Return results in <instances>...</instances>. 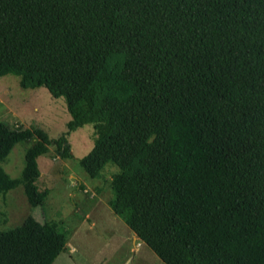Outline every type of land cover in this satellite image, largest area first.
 Masks as SVG:
<instances>
[{
    "label": "trees",
    "instance_id": "1",
    "mask_svg": "<svg viewBox=\"0 0 264 264\" xmlns=\"http://www.w3.org/2000/svg\"><path fill=\"white\" fill-rule=\"evenodd\" d=\"M8 74L64 97L71 120L57 138L0 121V195L23 185L44 204L38 157H73L69 135L90 123L82 169L118 168L109 205L165 264H264V0H0ZM66 249L53 221L0 229V264Z\"/></svg>",
    "mask_w": 264,
    "mask_h": 264
},
{
    "label": "rangeland",
    "instance_id": "2",
    "mask_svg": "<svg viewBox=\"0 0 264 264\" xmlns=\"http://www.w3.org/2000/svg\"><path fill=\"white\" fill-rule=\"evenodd\" d=\"M19 80L0 76V121L59 137L71 120L64 97L52 96L46 87L23 88ZM93 132L88 123L70 133L71 158H61L52 145L38 157V186L49 190L44 204L31 205L23 185L0 195V229H13L30 216L56 222L67 233V249L52 264H165L109 205L118 168L108 164L97 178L82 169L79 160L93 148ZM29 145L18 142L2 162L11 177L21 176Z\"/></svg>",
    "mask_w": 264,
    "mask_h": 264
}]
</instances>
